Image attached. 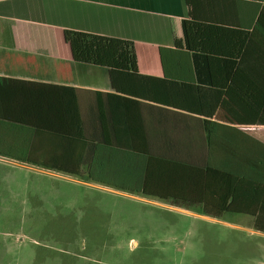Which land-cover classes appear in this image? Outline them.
<instances>
[{"label": "crops", "instance_id": "crops-1", "mask_svg": "<svg viewBox=\"0 0 264 264\" xmlns=\"http://www.w3.org/2000/svg\"><path fill=\"white\" fill-rule=\"evenodd\" d=\"M191 12L192 48L203 53L196 66L193 56L183 53L193 55L183 29V22L192 19ZM67 30L132 41L142 75L162 78L167 71L181 81L169 90L152 89L153 95L169 103L144 101L137 113L126 101L102 97L100 93L113 92L108 71L76 62L65 38ZM176 41L182 44L177 55L183 63L174 64L167 57L166 69L161 49H174ZM204 55L243 63L239 76L264 75L256 64L257 56L264 57V0H191V7L187 0H0V77L77 89L89 132L99 127L100 118L124 126L134 117L135 137L148 139L153 154L191 162H204L226 149L234 155L251 154L255 141L264 144V126L255 122V107L228 82L226 77L234 73L207 67ZM120 130L119 137L127 138ZM0 163L62 175L2 155ZM235 215L252 222L251 216ZM248 226L256 231L252 223Z\"/></svg>", "mask_w": 264, "mask_h": 264}, {"label": "trees", "instance_id": "trees-1", "mask_svg": "<svg viewBox=\"0 0 264 264\" xmlns=\"http://www.w3.org/2000/svg\"><path fill=\"white\" fill-rule=\"evenodd\" d=\"M187 2L191 7V0ZM191 16L193 20V12ZM191 20L183 22V29L184 42L193 55L186 50L183 53L193 56L196 66L203 53L192 48L190 32L195 23ZM65 38L76 62L108 71L113 92L100 93L102 97L126 101L137 113L144 101L169 103L153 95V88L169 90L181 82L167 71L162 78L142 75L132 41L76 30H67ZM181 45L176 41L174 49H161L164 68L167 57L174 64L183 63L177 55ZM248 49L247 45V55ZM259 56L255 63L264 72V57ZM204 59L207 67L234 73L226 77L228 82L255 107V122L264 126V75L239 76L243 63L233 58L204 55ZM102 104L105 108L104 100ZM0 111V155L6 158L177 208L200 209L215 218L251 216L253 228L264 234V144L259 141L251 154L239 156L226 149L209 155L204 162L153 154L148 139L135 137L134 117L124 126L100 118L99 127L91 133L77 89L5 77H0ZM121 128L126 131L125 139L119 137ZM243 163L245 169H239ZM9 253L2 250V260L7 259L2 264H9Z\"/></svg>", "mask_w": 264, "mask_h": 264}, {"label": "rangeland", "instance_id": "rangeland-1", "mask_svg": "<svg viewBox=\"0 0 264 264\" xmlns=\"http://www.w3.org/2000/svg\"><path fill=\"white\" fill-rule=\"evenodd\" d=\"M184 210L0 163V264H264L249 219Z\"/></svg>", "mask_w": 264, "mask_h": 264}]
</instances>
